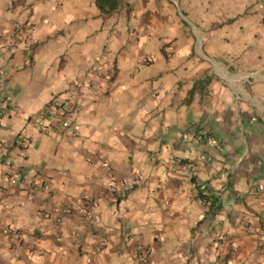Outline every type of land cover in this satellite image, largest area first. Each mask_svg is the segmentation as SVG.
<instances>
[{
	"label": "crops",
	"instance_id": "1",
	"mask_svg": "<svg viewBox=\"0 0 264 264\" xmlns=\"http://www.w3.org/2000/svg\"><path fill=\"white\" fill-rule=\"evenodd\" d=\"M0 107V264H264V0H0Z\"/></svg>",
	"mask_w": 264,
	"mask_h": 264
},
{
	"label": "built area",
	"instance_id": "2",
	"mask_svg": "<svg viewBox=\"0 0 264 264\" xmlns=\"http://www.w3.org/2000/svg\"><path fill=\"white\" fill-rule=\"evenodd\" d=\"M5 108L0 107V116L5 115ZM39 124L43 126L45 124L52 125L57 127V129H66L69 125L67 119V110L63 101H56L53 105L47 107L43 112L39 115ZM27 146L26 141L19 140L17 141L18 148H24ZM9 145L0 144V155H7L9 151ZM169 164V166L173 170H177L180 168V165L176 162H165ZM164 164V163H163ZM11 166V165H10ZM12 169V167H10ZM110 191L113 195L117 197L124 196L127 192L133 190L139 182V178L137 176H133L131 178L117 181L112 176H110ZM39 191V187L35 186L30 192V198L34 199L36 197V192ZM207 191L204 190L203 195L207 196ZM95 205L94 203H89L85 198L77 201L73 205L65 206L62 210L63 215L69 216L72 214L79 215L86 221L90 223H96L99 221V217L94 213ZM260 240H264V227L261 229ZM145 250L142 247H138L135 251L137 255H145Z\"/></svg>",
	"mask_w": 264,
	"mask_h": 264
},
{
	"label": "trees",
	"instance_id": "3",
	"mask_svg": "<svg viewBox=\"0 0 264 264\" xmlns=\"http://www.w3.org/2000/svg\"><path fill=\"white\" fill-rule=\"evenodd\" d=\"M123 0H96L98 7L104 13H110L118 9Z\"/></svg>",
	"mask_w": 264,
	"mask_h": 264
}]
</instances>
